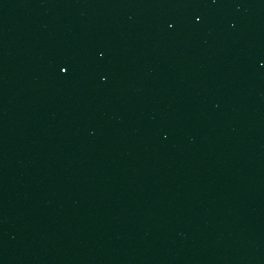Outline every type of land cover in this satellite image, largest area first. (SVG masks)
<instances>
[{"label":"water","instance_id":"95a60500","mask_svg":"<svg viewBox=\"0 0 264 264\" xmlns=\"http://www.w3.org/2000/svg\"><path fill=\"white\" fill-rule=\"evenodd\" d=\"M0 264H79L55 217L1 132Z\"/></svg>","mask_w":264,"mask_h":264},{"label":"snow or ice","instance_id":"6c2138e0","mask_svg":"<svg viewBox=\"0 0 264 264\" xmlns=\"http://www.w3.org/2000/svg\"><path fill=\"white\" fill-rule=\"evenodd\" d=\"M197 19H199V17H197ZM68 70H69V69H68L67 67H63V68H61V71H62V72H65V73H66Z\"/></svg>","mask_w":264,"mask_h":264}]
</instances>
